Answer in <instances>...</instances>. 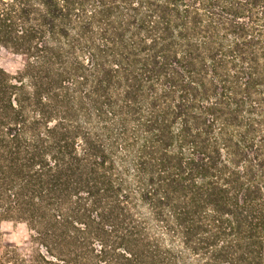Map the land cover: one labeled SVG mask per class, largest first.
Instances as JSON below:
<instances>
[{
    "label": "trees",
    "instance_id": "trees-1",
    "mask_svg": "<svg viewBox=\"0 0 264 264\" xmlns=\"http://www.w3.org/2000/svg\"><path fill=\"white\" fill-rule=\"evenodd\" d=\"M0 264H264V0H0Z\"/></svg>",
    "mask_w": 264,
    "mask_h": 264
},
{
    "label": "rangeland",
    "instance_id": "rangeland-1",
    "mask_svg": "<svg viewBox=\"0 0 264 264\" xmlns=\"http://www.w3.org/2000/svg\"><path fill=\"white\" fill-rule=\"evenodd\" d=\"M0 66L10 72H14L21 67V64L19 58L7 52H3L0 54ZM0 229L5 243L18 248L21 252H27L30 245V238L23 223L10 221L2 222Z\"/></svg>",
    "mask_w": 264,
    "mask_h": 264
}]
</instances>
